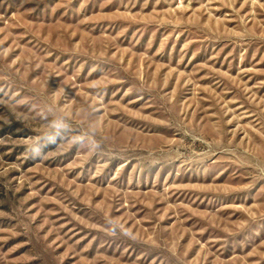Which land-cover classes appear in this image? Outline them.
I'll return each instance as SVG.
<instances>
[{
  "label": "rangeland",
  "instance_id": "374dc122",
  "mask_svg": "<svg viewBox=\"0 0 264 264\" xmlns=\"http://www.w3.org/2000/svg\"><path fill=\"white\" fill-rule=\"evenodd\" d=\"M0 264H264V0H0Z\"/></svg>",
  "mask_w": 264,
  "mask_h": 264
},
{
  "label": "clouds",
  "instance_id": "9594fccd",
  "mask_svg": "<svg viewBox=\"0 0 264 264\" xmlns=\"http://www.w3.org/2000/svg\"><path fill=\"white\" fill-rule=\"evenodd\" d=\"M35 158V156H33Z\"/></svg>",
  "mask_w": 264,
  "mask_h": 264
}]
</instances>
